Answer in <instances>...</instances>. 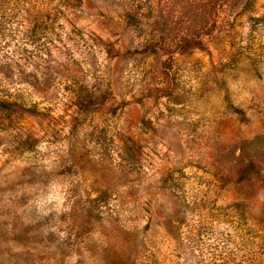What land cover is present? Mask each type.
<instances>
[{"label":"clouds","instance_id":"obj_1","mask_svg":"<svg viewBox=\"0 0 264 264\" xmlns=\"http://www.w3.org/2000/svg\"><path fill=\"white\" fill-rule=\"evenodd\" d=\"M0 264H264V0H0Z\"/></svg>","mask_w":264,"mask_h":264}]
</instances>
